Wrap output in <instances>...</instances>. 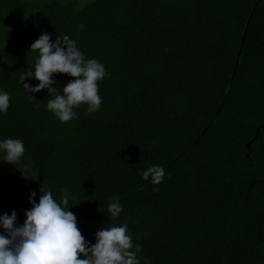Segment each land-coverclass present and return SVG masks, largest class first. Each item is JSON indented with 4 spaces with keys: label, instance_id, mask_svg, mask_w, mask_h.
I'll use <instances>...</instances> for the list:
<instances>
[{
    "label": "trees",
    "instance_id": "trees-1",
    "mask_svg": "<svg viewBox=\"0 0 264 264\" xmlns=\"http://www.w3.org/2000/svg\"><path fill=\"white\" fill-rule=\"evenodd\" d=\"M44 33L104 65L97 111L62 123L24 89ZM0 91V142L25 148L15 165L0 149V216L22 226L30 193L67 190L90 246L126 224L140 264H264V0H0Z\"/></svg>",
    "mask_w": 264,
    "mask_h": 264
},
{
    "label": "clouds",
    "instance_id": "clouds-1",
    "mask_svg": "<svg viewBox=\"0 0 264 264\" xmlns=\"http://www.w3.org/2000/svg\"><path fill=\"white\" fill-rule=\"evenodd\" d=\"M30 49L38 50L39 56L34 71H25L20 82L30 93L47 89L54 98L48 100L46 108L56 118L62 123L75 119L74 108L82 104L87 105L88 113L100 108L98 82L107 75L102 63L96 59L85 60L76 42L67 35L57 36L55 42H51L50 35L44 33ZM56 73L74 78L63 87V94L53 86L52 77ZM33 76L39 81L37 86L24 83ZM31 98L34 99L33 95ZM8 107L9 94L0 91V113H6ZM0 149L5 153L3 160L14 165L25 151L23 142L12 138L0 142ZM141 175L145 181L151 178L153 185H159L165 177V169L153 165ZM35 196V192L30 193L32 207L25 212L22 226H16L15 211L0 216V226L5 233L0 234V264H140L141 246L133 243L126 224L102 227L95 233V244L90 246L77 227L76 216L67 207V190L59 203L50 191L41 194L38 203ZM107 210L112 217H118L123 210L119 199L113 198Z\"/></svg>",
    "mask_w": 264,
    "mask_h": 264
}]
</instances>
